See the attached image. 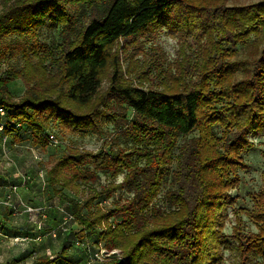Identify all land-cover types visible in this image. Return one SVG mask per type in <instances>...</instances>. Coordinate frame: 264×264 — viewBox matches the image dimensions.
Segmentation results:
<instances>
[{
  "label": "trees",
  "instance_id": "1",
  "mask_svg": "<svg viewBox=\"0 0 264 264\" xmlns=\"http://www.w3.org/2000/svg\"><path fill=\"white\" fill-rule=\"evenodd\" d=\"M226 2L0 0V63L19 55L22 60L0 74V134L16 139L29 134L40 145L41 134L52 125L63 135L101 134L107 122L131 144L129 152L70 149L53 157L46 170L56 195L74 188L77 195L99 172L113 180L123 174L120 183L92 189L83 199L64 195L81 226L80 239L99 228L96 243L121 253L104 264H220L224 251L235 264L264 261V209L255 215L257 234L243 232L239 223L229 237L223 232L227 209L235 202L230 191L240 183L237 170L247 168L241 155L253 147L252 139L264 138V47L248 79L234 82L230 62L237 45L264 25V0ZM46 20L62 27L55 52L38 40L37 28ZM164 30L193 50L184 51L170 83L162 89L122 83L113 49L121 41L139 47L140 38ZM105 72L109 84L100 93ZM16 79L25 87L18 98L7 86ZM46 146L44 140L40 147ZM166 176L174 187L165 192L168 209L163 210L154 200ZM119 188L131 197L101 208L98 199ZM255 195L264 198V174L262 190L250 194ZM60 252L65 254V243ZM7 264L27 263L11 259ZM30 264L55 260L42 255Z\"/></svg>",
  "mask_w": 264,
  "mask_h": 264
},
{
  "label": "rangeland",
  "instance_id": "2",
  "mask_svg": "<svg viewBox=\"0 0 264 264\" xmlns=\"http://www.w3.org/2000/svg\"><path fill=\"white\" fill-rule=\"evenodd\" d=\"M259 1L261 0H227L226 4L247 5ZM83 17L82 14L77 18L75 28L71 31L72 36L78 31ZM61 28V26H52L46 20L37 28L38 40L45 43L48 49L57 51ZM263 47L264 25L257 34H252L234 50L230 58V62L235 64L234 82L251 76L253 61L260 56ZM184 51L189 54L193 50H189L184 43L167 34L165 30L149 38H140L139 47L121 41L113 49L119 57L120 81L143 89H162L165 84H169L177 65L184 61ZM21 63L20 55L1 62L0 74L4 75L11 68H18ZM46 64L54 69L50 59ZM108 77V72H105L100 93L106 91L109 84ZM7 86L14 98L20 97L25 90L20 79L8 83ZM48 131L55 134L58 142L53 145L47 143L45 149L40 147L43 138L39 139L40 145H35L29 134H22L21 138L16 139L12 137L13 135L4 133L5 142L3 135L0 134V264H7L11 259L30 264L42 255H49L55 260V264H104L113 254L121 256L118 249L108 251L102 247V243H96L99 228H95L84 239H80L78 231L81 226L72 218L68 198L83 199L92 189L102 190L113 183H120L123 174L113 180L107 174L99 172V178L91 185H82L77 195L76 188L73 191L64 189L62 193L56 195L52 193L47 181L46 170L49 169L53 157L61 156L70 149L96 153L102 149L107 151L123 147L129 152L132 150L131 144L118 136L113 125L107 122L104 123L101 134L74 131L63 135L60 129L53 125ZM196 135L197 132H194L190 136ZM252 141L253 147L241 155L247 168L237 170L240 183L230 191L235 202L227 209L223 227V232L228 237L238 223L243 232L257 234L255 215L259 209H264L263 197L255 195L253 199L250 196L251 193H259L263 187L264 138H254ZM174 165L175 163H172L171 168ZM11 186L16 187L14 192H8ZM173 187L171 178L166 176L154 204L167 210L165 192ZM8 194L11 195L9 199H7ZM129 197H131L129 192L119 188L111 197L101 196L98 201L101 203V208L109 209L115 203H122ZM63 243L66 244L65 254L60 252ZM235 262L228 256V252L224 251V260L220 264H235ZM248 264H264V261L257 258Z\"/></svg>",
  "mask_w": 264,
  "mask_h": 264
},
{
  "label": "built area",
  "instance_id": "3",
  "mask_svg": "<svg viewBox=\"0 0 264 264\" xmlns=\"http://www.w3.org/2000/svg\"><path fill=\"white\" fill-rule=\"evenodd\" d=\"M0 115L1 116L4 115V110L3 109H0ZM0 131H2V126L1 125H0ZM1 135H3L2 138H3V141L5 142L6 141V136L4 134H1ZM41 137L44 140H46L49 145H53V144H56L58 142L57 137L55 136V134L50 133V132L42 133ZM15 189H16L15 186H11V187H9L8 192H14ZM10 196L11 195L8 194L7 195V199L11 198Z\"/></svg>",
  "mask_w": 264,
  "mask_h": 264
},
{
  "label": "crops",
  "instance_id": "4",
  "mask_svg": "<svg viewBox=\"0 0 264 264\" xmlns=\"http://www.w3.org/2000/svg\"><path fill=\"white\" fill-rule=\"evenodd\" d=\"M1 173V172H0ZM2 173H4V172H2ZM5 173H7V172H5Z\"/></svg>",
  "mask_w": 264,
  "mask_h": 264
}]
</instances>
